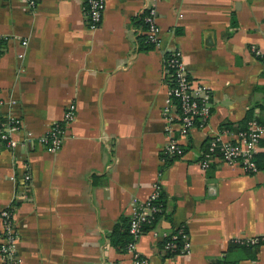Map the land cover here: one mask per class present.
<instances>
[{
  "label": "crops",
  "instance_id": "crops-1",
  "mask_svg": "<svg viewBox=\"0 0 264 264\" xmlns=\"http://www.w3.org/2000/svg\"><path fill=\"white\" fill-rule=\"evenodd\" d=\"M28 1L0 0V112L32 135L0 147V210L13 205L17 264L128 263L108 235L155 183L164 212L134 246L145 264H264V242L233 243L264 232V133L255 172L218 157L199 165L212 135L232 141L247 115L264 116V67L250 51H264L263 0H151L159 44L147 50L137 42L142 0H104L94 29L82 0ZM168 47L211 93L205 125L185 134L167 119L176 111L161 67ZM69 105L73 119L48 152L37 138ZM168 123L181 149L170 160L162 157ZM180 225L187 252L164 254Z\"/></svg>",
  "mask_w": 264,
  "mask_h": 264
},
{
  "label": "built area",
  "instance_id": "built-area-1",
  "mask_svg": "<svg viewBox=\"0 0 264 264\" xmlns=\"http://www.w3.org/2000/svg\"><path fill=\"white\" fill-rule=\"evenodd\" d=\"M31 4V1L22 0ZM82 14L86 20V25L90 29L96 28L101 20L104 8V0H82ZM151 0H142L141 21L144 25V35L146 41L157 47L159 38L157 26L155 23V9ZM262 18L264 25V0L262 7ZM1 40V38H0ZM25 44V41H22ZM250 51L264 67V51L252 45ZM162 71L166 80V95L168 104L176 107L175 112H168L167 119L173 120L178 125L181 134L191 128L194 122L197 127H203L210 114L211 93L207 84L193 81L188 75L185 62L182 59L181 51L175 47H168L162 52L161 59ZM1 105V101H0ZM73 119V106L69 105L63 112L61 121L53 123L46 132L37 138V141L44 146L48 152H55L59 149L65 136L68 125ZM175 119V121H174ZM168 123L165 126L166 142L163 146V156H171L181 153V149L171 135V126ZM244 130L236 133V142L223 141L219 135H212L207 141L205 150L202 151L199 165L201 169L208 167L213 158L218 157L223 163L228 165H237L247 173L255 172L257 167L253 160L256 145L261 135L264 133V116L261 119H250L246 123ZM13 135L19 136L15 140ZM32 138L30 131L24 130L20 120L13 116H3L0 112V147L11 148L16 142H27ZM217 152V153H216ZM30 175L27 168L22 175V186L30 184ZM161 187L155 183L148 197L139 204H134L128 216V232L131 240L125 245V251L130 254L129 261L126 264H145V261L135 252V242L141 234V225L150 224L154 214L160 211L159 206L152 203L157 198ZM19 198H27V194L17 195ZM13 205L8 203L0 210V261L1 264H17L18 258L15 251V242L17 239V230L13 222ZM176 234H169L163 242L162 249L173 250L175 248L174 240ZM239 245H255L264 242V232L258 236L245 237L233 240ZM188 240L184 236V241L179 249V255L187 252ZM121 264V263H118Z\"/></svg>",
  "mask_w": 264,
  "mask_h": 264
},
{
  "label": "trees",
  "instance_id": "trees-1",
  "mask_svg": "<svg viewBox=\"0 0 264 264\" xmlns=\"http://www.w3.org/2000/svg\"><path fill=\"white\" fill-rule=\"evenodd\" d=\"M139 22H141V19L138 21V23ZM137 42L139 44V47L142 48V50H147V49L152 48V44H150L146 41L145 35H143V34L137 36ZM250 116H251L250 114L247 115L246 118L243 119V122L238 124V127L236 128V133L238 131L244 130L246 128L247 121L252 119ZM254 119L258 120L259 118L255 117ZM197 124H198L197 122H194L192 127H197ZM225 124L227 126L229 125V123H225ZM225 124H223V125H225ZM223 128H226V127H223ZM236 141H237V139L235 138L231 142H236ZM206 145H207V143H206ZM205 148H206V146H205ZM178 155L179 154L171 155V156H166V155L163 156L162 155V157H164L166 160H170V159L177 157ZM253 160H254V163H255L257 168L262 167L261 164H263V163L260 164L258 162V160L256 159V156H255V153L253 155ZM163 197H164L163 193L160 189L157 198L152 201V203L159 206L160 211L154 214V218L149 225L148 224L141 225V232L147 230L150 227V225H153L157 221V219L163 214V212H164ZM172 233L176 234V239L174 240L175 248L173 250H166V251L163 250L165 252L164 254H166V255L179 254V249L182 245V242L184 241V236H187V230H186L184 225H180V226L176 227ZM108 238H109V242L112 246L116 247L117 249L120 248L122 251H125V245L131 240V235L128 232V218L119 219L115 223V225L113 226V229H112L111 233L108 235ZM166 239H167V237L163 240V242ZM163 242H162V245H163ZM235 244L236 243H234V245ZM240 246H244V245H240ZM210 264H222V262L219 263L218 260H213V261H211Z\"/></svg>",
  "mask_w": 264,
  "mask_h": 264
}]
</instances>
